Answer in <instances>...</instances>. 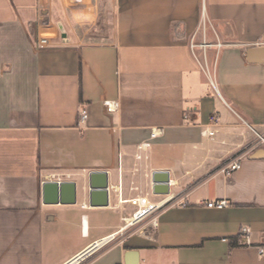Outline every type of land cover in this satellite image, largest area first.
<instances>
[{
  "label": "crops",
  "instance_id": "1",
  "mask_svg": "<svg viewBox=\"0 0 264 264\" xmlns=\"http://www.w3.org/2000/svg\"><path fill=\"white\" fill-rule=\"evenodd\" d=\"M96 1L0 0V264H66L86 250L75 264L128 251L137 264H264V0ZM94 170L108 172V206L89 204ZM157 170L169 195L152 192ZM57 177L77 182L76 203H43ZM146 193L177 197L125 226L136 208L119 199Z\"/></svg>",
  "mask_w": 264,
  "mask_h": 264
},
{
  "label": "built area",
  "instance_id": "2",
  "mask_svg": "<svg viewBox=\"0 0 264 264\" xmlns=\"http://www.w3.org/2000/svg\"><path fill=\"white\" fill-rule=\"evenodd\" d=\"M40 27L41 28H47V27H51L53 26V23L50 21V19H43L40 21ZM51 37L47 36V35H41L39 37V44L41 46H45L48 45L50 43ZM104 105L107 107V109L109 110H113L116 108V103L115 102H111V101H104ZM88 114H87V110L86 108H81L79 110L78 113V123L79 124H84L87 120ZM185 118H188L187 115H185ZM210 122L211 125H209L208 127H206L203 131H202V135L205 138H212L214 133H215V129H213L210 126L215 125L218 122V115L216 113L211 114L210 116ZM164 133V129L162 127H157V128H152L151 132H150V137L151 138H156L159 135ZM259 139L260 142L262 144H264V135H259ZM150 147V142L146 141L143 143H140L137 146L138 151H143L146 152L147 149ZM143 156L141 153H137L136 154V158L137 159H141ZM145 158H147V155H144ZM240 166V162L238 160H234L231 163L225 165L224 167H222V171L224 173H230L236 169H238ZM67 177H69V175H66ZM56 180H64L61 179V177H57ZM151 186H152V182H151ZM176 197L177 195H173L171 199H163L159 202H151L149 200V196L148 193L144 194V195H136L132 198L129 199H119L120 203H128L132 206H134L136 209L133 211V213L130 216H126L124 218L125 221V226H134L142 221H144L145 219L152 217V220H155L156 217V213L163 208L164 206H166L167 204L170 203H175L176 201ZM182 205H186L185 202H181ZM207 206L209 207H214L217 209H222L224 207H226L228 205V200L225 198L222 199H217V200H213V201H208ZM133 219L132 220H128V219ZM241 233L244 236V239L246 241V243L250 244L251 243V239H250V227L247 225H243L241 227ZM100 244V243H99ZM97 244V246L99 245ZM260 251H263V248H260ZM85 256L82 255L81 257H79L78 259H76L75 261H73L71 264H75L76 262H79L81 260V258H83ZM119 264H126L125 262H120Z\"/></svg>",
  "mask_w": 264,
  "mask_h": 264
},
{
  "label": "water",
  "instance_id": "3",
  "mask_svg": "<svg viewBox=\"0 0 264 264\" xmlns=\"http://www.w3.org/2000/svg\"><path fill=\"white\" fill-rule=\"evenodd\" d=\"M255 51H257L256 48L250 49L248 56L251 58ZM151 179L153 194H170V179L169 172L167 170L154 171L151 175ZM87 188L89 204L91 206L109 205V176L107 171H90L87 177ZM77 192L78 185L74 180L50 179L45 180L42 184V200L45 204H74L77 202ZM93 246H97V243ZM86 251L81 254H86ZM82 255H79L74 260L78 259ZM70 262L71 261L66 264H69ZM137 262L138 253L136 251H128L125 254L126 264H137Z\"/></svg>",
  "mask_w": 264,
  "mask_h": 264
},
{
  "label": "rangeland",
  "instance_id": "4",
  "mask_svg": "<svg viewBox=\"0 0 264 264\" xmlns=\"http://www.w3.org/2000/svg\"><path fill=\"white\" fill-rule=\"evenodd\" d=\"M67 1V0H66ZM68 1H70V0H68ZM97 2V4L99 5L98 7L100 8V4L102 3V1L101 0H97L96 1ZM89 5L91 4L90 3V1H89V3H88ZM85 18H83V22H81V26H78V24L77 25H74V27H76V31L79 33H81V35H83V32L84 31H87V30H89V28L93 25V22L91 21V19H92V17L94 18L95 17V13L93 14H84L83 15ZM101 17V15L99 14V17L97 18V23H96V26L95 27H97L98 29H102V30H105V26H102V25H100L101 23H102V21L101 20H103L102 18H100ZM99 24V25H98ZM93 29H96V28H93ZM89 36V35H88ZM130 213H131V210L129 211ZM110 213H112V215H117L118 214V211H112V212H110Z\"/></svg>",
  "mask_w": 264,
  "mask_h": 264
},
{
  "label": "bare ground",
  "instance_id": "5",
  "mask_svg": "<svg viewBox=\"0 0 264 264\" xmlns=\"http://www.w3.org/2000/svg\"><path fill=\"white\" fill-rule=\"evenodd\" d=\"M82 1H84V0H82ZM168 199V198H167ZM129 221L130 220H132L133 221V219L131 218V219H128ZM97 244H99V243H97ZM95 247V246H94ZM86 252H88V251H86ZM80 255H82V254H80ZM73 261H75V260H72L69 264H71Z\"/></svg>",
  "mask_w": 264,
  "mask_h": 264
}]
</instances>
